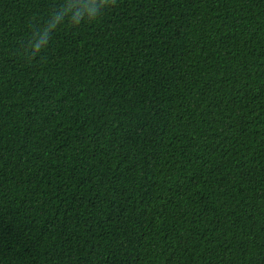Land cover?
<instances>
[{
  "label": "trees",
  "instance_id": "obj_1",
  "mask_svg": "<svg viewBox=\"0 0 264 264\" xmlns=\"http://www.w3.org/2000/svg\"><path fill=\"white\" fill-rule=\"evenodd\" d=\"M0 264H264V0H0Z\"/></svg>",
  "mask_w": 264,
  "mask_h": 264
}]
</instances>
